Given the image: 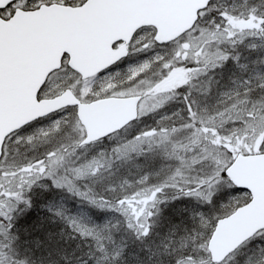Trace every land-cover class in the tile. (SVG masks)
<instances>
[{
  "label": "snow or ice",
  "instance_id": "snow-or-ice-1",
  "mask_svg": "<svg viewBox=\"0 0 264 264\" xmlns=\"http://www.w3.org/2000/svg\"><path fill=\"white\" fill-rule=\"evenodd\" d=\"M0 264H264V0H0Z\"/></svg>",
  "mask_w": 264,
  "mask_h": 264
}]
</instances>
